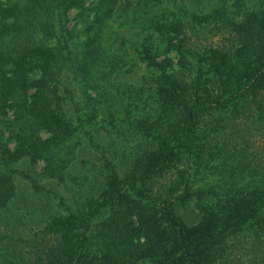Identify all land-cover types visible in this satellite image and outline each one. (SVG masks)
<instances>
[{
	"label": "trees",
	"instance_id": "obj_1",
	"mask_svg": "<svg viewBox=\"0 0 264 264\" xmlns=\"http://www.w3.org/2000/svg\"><path fill=\"white\" fill-rule=\"evenodd\" d=\"M87 1L0 0V264H264V0Z\"/></svg>",
	"mask_w": 264,
	"mask_h": 264
},
{
	"label": "rangeland",
	"instance_id": "obj_2",
	"mask_svg": "<svg viewBox=\"0 0 264 264\" xmlns=\"http://www.w3.org/2000/svg\"><path fill=\"white\" fill-rule=\"evenodd\" d=\"M250 1H251L250 3H254L255 0H250ZM89 2H90V0L87 1V4H89ZM90 130H91V128H90ZM93 135H94V133H93ZM63 193H64V191H63ZM188 207L189 208H187V210H189V211H192L193 212L195 210L194 206L191 203H190V205ZM36 216H38V215H36ZM20 222H22V225H20V227H23V228H20L21 234L24 233V228L28 229V228L34 227L36 225V224L31 223L28 219H24V218H21V221ZM24 234L26 235L27 234V231H25Z\"/></svg>",
	"mask_w": 264,
	"mask_h": 264
}]
</instances>
